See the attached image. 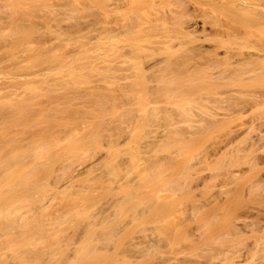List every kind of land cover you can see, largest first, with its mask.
I'll list each match as a JSON object with an SVG mask.
<instances>
[{"label": "bare ground", "instance_id": "1", "mask_svg": "<svg viewBox=\"0 0 264 264\" xmlns=\"http://www.w3.org/2000/svg\"><path fill=\"white\" fill-rule=\"evenodd\" d=\"M60 5L42 2L39 24L15 31L17 47L5 48L0 67V79L42 72L40 89L18 80L0 94V264H81L87 249L123 244L133 264H264V33L228 30L204 50L190 41L192 59L144 62L148 72L163 65V76L138 77L146 71L134 64L126 89L97 82L79 91L73 79L81 68L118 80L122 70L95 65L110 64L108 54L76 33L78 26L90 38L100 33ZM54 47L65 55H52ZM79 51L87 62L74 56ZM52 59L63 72L60 87L72 86L75 98L101 95L111 110L43 95L53 73L43 64ZM31 61L42 67L28 72L22 63ZM122 101L130 120L116 117Z\"/></svg>", "mask_w": 264, "mask_h": 264}, {"label": "rangeland", "instance_id": "2", "mask_svg": "<svg viewBox=\"0 0 264 264\" xmlns=\"http://www.w3.org/2000/svg\"><path fill=\"white\" fill-rule=\"evenodd\" d=\"M43 1L45 0H5L7 5L5 4V7H3L4 0H0V26L5 27L6 33H8L4 39L0 36V67L6 69L4 64L8 62V55L5 52V48L14 49L17 47V43H13V38L11 39V37L17 34L16 32L19 30L26 33L33 30L32 23L36 22L37 17L40 16ZM13 3L16 5L12 6ZM53 3L62 4L60 6L66 13V17L71 20L74 19L73 22L75 19L77 20V18H80V22L85 20V23L88 22L87 24L89 26L97 28L100 35L96 38H90L86 33L87 29L82 26H78L81 30L76 33V35H79L76 39L81 36V41L83 43H88L87 45L90 49L99 48V54H101L102 57L108 54L109 65L102 64L100 59L95 65L101 66L100 68L106 72H108V68L109 71L113 68L114 73L117 70H122L119 72L118 76H120V80H118L115 77L112 78L109 72L107 75L101 76L92 73L88 66L81 68V71H79L73 79L76 82L75 84L78 85L77 90L79 91H83L86 87H90L92 84L95 85L97 82H106L109 87H114V85L117 84V86L121 85L126 89V87H128L127 79H129L127 77V69L133 67L134 64L140 65V67L146 71L144 73L140 72L138 77L142 76L148 79L154 76H163L165 73L163 65L148 72V70L143 67L144 62L152 57H161L170 54L180 56V58L184 60L192 59L198 52L189 47L191 46L190 41H194L193 44L199 45L200 49L204 50L212 48L214 39L220 37V34L228 30L252 28L264 33V0H53ZM16 9L17 12L14 11ZM32 11L33 13L31 14L33 15L30 14ZM12 20L15 21L10 22ZM40 20L41 19H39V21ZM16 21L19 24L17 30L14 28L16 27L15 24V26L10 25L12 23L17 24ZM39 21H37V24H39ZM40 23H42V21ZM11 26L13 27L11 28ZM75 27H77V25ZM2 29L4 30V28ZM2 29H0V35ZM10 29L13 31L10 32ZM20 31L18 34H20ZM13 32L15 33L13 34ZM10 33H12V35H10ZM9 35L10 38H7ZM39 35L38 38L36 37L37 40H44V37ZM4 40H6V42ZM49 50L52 55L56 53H63L65 55V49L61 47H54ZM87 54V52L79 51L74 56H85L82 62H87ZM24 65H26L25 70L31 67L33 69L42 67L41 64L36 65L32 61L29 63L23 62L22 66ZM43 65L44 67L50 66L53 72H50L49 77L51 89L43 93V95L55 97L63 94L69 97L74 103L81 102L82 104L80 105L84 104L83 108L85 109H93V105L96 103L103 107L105 112L111 110L112 104L104 103L106 99L101 95L96 99L86 97L75 98V90L73 89L74 91H72V86L69 88L60 87L58 81L62 78L63 72L61 73L57 69L59 65L54 59L50 60L48 64L44 63ZM78 65L79 64H75V66ZM84 65H89V63ZM27 71L29 72L28 69ZM123 71H126L124 75ZM41 78L42 72L37 74L34 73L31 76L26 75V73L16 77L13 75H5L4 78L0 79V94L8 93L10 91L9 83H16L18 80L30 81L32 85H34V88L40 89L37 86L42 82ZM127 93H131V90ZM156 99L158 98L154 97L152 100ZM118 104L120 106L115 111L116 117L120 120H130L133 110L129 108V105L125 104V101L119 102ZM64 113L62 115L59 113V115L66 118V114ZM13 126L11 128V133L16 131L12 129L19 127H17V125ZM7 133L6 135L11 134ZM15 133L16 132L12 134L14 135ZM24 133L26 134V132ZM16 134L15 136L23 137V133L21 134L18 132ZM118 134L120 135L119 132ZM13 135L11 136L13 137ZM50 237H52V235L48 236V238ZM70 241L76 244L78 238L69 239L68 242ZM87 250L86 254H84L87 255L84 256V262L78 259L81 264H109V262L106 263L109 258H113L117 261H115L114 264H133L136 261V255L128 244H123L121 248H110L107 250L93 249L88 251V253ZM68 255L69 257L71 256V254ZM64 257L66 259L65 261L69 262L68 260L71 257H67V254L62 256V258ZM73 258L76 259V256ZM60 261L62 262L64 259H59V262ZM61 262L60 264H62ZM70 262L72 264H77L78 261L75 262L73 259Z\"/></svg>", "mask_w": 264, "mask_h": 264}]
</instances>
